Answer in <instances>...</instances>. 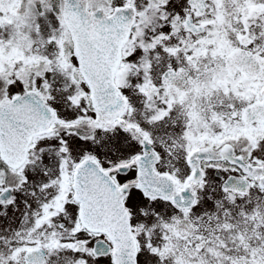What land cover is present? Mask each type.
<instances>
[{"label":"snow or ice","instance_id":"6c2138e0","mask_svg":"<svg viewBox=\"0 0 264 264\" xmlns=\"http://www.w3.org/2000/svg\"><path fill=\"white\" fill-rule=\"evenodd\" d=\"M0 264H264V0H0Z\"/></svg>","mask_w":264,"mask_h":264}]
</instances>
